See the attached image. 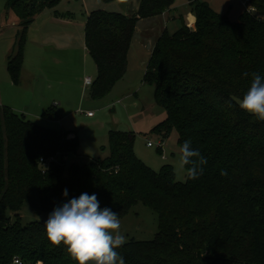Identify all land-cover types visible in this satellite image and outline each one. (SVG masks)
Wrapping results in <instances>:
<instances>
[{
    "label": "trees",
    "instance_id": "16d2710c",
    "mask_svg": "<svg viewBox=\"0 0 264 264\" xmlns=\"http://www.w3.org/2000/svg\"><path fill=\"white\" fill-rule=\"evenodd\" d=\"M64 1L9 0V13L20 19L7 63L15 85L22 80L29 28ZM175 4L142 0L131 17L104 11L89 16L86 46L99 71L93 99L106 97L125 77L139 22L162 16ZM250 4L255 12L232 22L201 0H191L196 28L183 24L173 35L165 31L148 65L145 82L155 87L156 104L167 113L153 132L165 142L176 131L179 148L191 140L207 160L197 179L177 182L171 165L155 172L135 155L133 134L113 132L107 159L57 164L44 174L40 160L78 156L79 139L0 106V264L17 257L26 264H76L63 245L50 244L44 221L23 226L19 213L29 203L38 214H49L85 192L95 193L101 208H111L119 219L140 203L158 215L153 241L133 240L117 249L125 264H264V121L237 102L252 79L244 73L264 76V0ZM56 116L52 109L44 115ZM221 169L228 175L221 176ZM65 188L68 197L62 194Z\"/></svg>",
    "mask_w": 264,
    "mask_h": 264
},
{
    "label": "rangeland",
    "instance_id": "374dc122",
    "mask_svg": "<svg viewBox=\"0 0 264 264\" xmlns=\"http://www.w3.org/2000/svg\"><path fill=\"white\" fill-rule=\"evenodd\" d=\"M190 1L176 0L174 14L177 16V20L172 19L167 22L170 35L177 33L182 28V17H185L188 22V16L191 12ZM201 1L209 5L215 12L228 15L232 22H239L240 17L247 12V8L243 5L245 0ZM141 2L142 0H128V6L133 7L135 3H138L139 10ZM8 3L9 0H0V26L3 25V28H0V68L2 69L5 68V57L9 48L14 41L16 43L20 31L19 26H14L16 15L14 13L9 14ZM65 9H68L65 1L56 8L60 12H65ZM74 10L80 17L84 11L80 3L76 4ZM45 12L50 14L52 10ZM35 26L30 27L27 34L26 48L31 46L29 51L33 50L36 46L35 40L40 37ZM153 28L155 34L150 38L142 35V32L137 35L129 54L127 73L106 97L99 100L93 99L91 97L93 86L86 87L83 84L84 87L81 89L80 74H84L88 69L89 72L85 75L90 77L94 84L98 79L99 71L90 55L85 61L83 53H78L75 56L76 62L72 60L68 63V60H61L60 65H57V71L55 70V73L49 72L51 78L57 80L52 86L50 85L52 89H49L48 85L45 82L42 83L40 79L32 78L35 73H22L24 85L28 87V90L19 94L20 100L15 112L25 115L27 119L39 127L70 133V136L77 137L80 142L79 155L70 156L68 165L74 163L87 165L93 161L107 159L111 156L112 132L133 134L135 136L133 147L135 155L147 167L155 172H160L165 166L171 165L175 169L177 182L185 183L187 181L186 170L182 171L179 168L181 153L178 146V133L173 131L170 134L168 140L165 141L167 145L164 146L163 150L156 147L161 137L155 134L153 130L166 120L167 113L156 104L155 87L145 82L151 52L154 49L153 41L161 35L159 32L161 27L155 25ZM44 70L47 72V68ZM44 74L42 72V75ZM68 85H71L69 89L66 88ZM0 104L13 108L2 104L1 101ZM61 104L63 106H60ZM51 109L55 110L57 116L53 119L45 118L44 115ZM87 113H93L94 118H89ZM150 142L155 147H149ZM11 215L14 216V214ZM19 215L22 218L23 226L46 221L48 218L47 213L38 214L29 203L24 204ZM120 223V231L127 240L125 244L133 240L137 242L153 241L159 233L158 215L142 203L135 206L127 216L120 219Z\"/></svg>",
    "mask_w": 264,
    "mask_h": 264
},
{
    "label": "clouds",
    "instance_id": "9594fccd",
    "mask_svg": "<svg viewBox=\"0 0 264 264\" xmlns=\"http://www.w3.org/2000/svg\"><path fill=\"white\" fill-rule=\"evenodd\" d=\"M251 75V83L237 102L239 107L253 116L256 121H264V76L257 72ZM179 168L186 170L187 178L197 179L203 174L207 163L198 150L193 149L191 140L180 146ZM221 176H227L221 169ZM68 197V189L63 190ZM45 234L53 246L63 245L76 264H125V259L117 251L126 242L121 233L119 214L109 207L101 208L95 193H81L56 205L44 221Z\"/></svg>",
    "mask_w": 264,
    "mask_h": 264
},
{
    "label": "crops",
    "instance_id": "0c3cea01",
    "mask_svg": "<svg viewBox=\"0 0 264 264\" xmlns=\"http://www.w3.org/2000/svg\"><path fill=\"white\" fill-rule=\"evenodd\" d=\"M122 1L123 0L111 4H106L101 0H65V3L68 7L67 10L65 9V12H60L56 9L52 10L50 14H47L48 12H43L35 19L32 25V27L36 25V31L38 32L40 37L35 40L36 46L32 51L28 50L31 46H27L25 50V63L23 73H35V76L32 75V78L40 79L42 83L45 82L48 85L49 89H52L51 86L53 85V83H56L57 80H53L49 75V72L55 73V70L57 71V65H60L61 60H68V63L72 60L76 62L75 56L78 53H83V57L86 61L87 57L90 55V52L86 46L85 31L88 18L93 12L104 11L112 14H122L129 17L134 16L138 13V3H135L133 7H129L128 0H125V2L123 3ZM79 3L84 10L82 11L81 17L80 15H78L77 11L74 10L76 4ZM190 10L191 12L188 16V22L186 21L185 17H182V23L187 24L190 28L193 27L192 29H195L196 17L193 14L192 8ZM56 11H58L62 15L68 16L64 18L58 17L56 15ZM174 11L176 10H174L173 8L170 11H167L162 16L141 20L138 24L135 39L140 32H142V35H144L145 37L150 38L155 34V29L153 28V26L158 25L159 27H161V30L159 31L161 35H159V37L155 39V41H153V45L155 48L160 37L165 33V31H168L167 22H170V20L172 19L177 20V16L174 14ZM69 15H71V17H69ZM14 26H20V19L17 16ZM0 28H3V25H1ZM31 30L33 31V29ZM14 45L15 41L9 48V52L5 57V68H0V101L2 102V104L12 106V109L15 111L18 108L17 104L20 100L19 94L21 92L27 91L28 87L24 85L25 81L23 79L21 80L20 85L17 86L13 84L9 75L7 63L10 55L13 53ZM44 68H47V72L46 70H44ZM42 72H44L45 74L42 75ZM88 72L89 70L86 69L84 74H80L79 81L81 83V89L82 87H84L83 84L85 85V80L87 78H90L85 75ZM70 86L71 85H68V87L66 88L69 89ZM0 106L3 105L0 104ZM60 106L63 105L61 104ZM69 138H73V136H70ZM165 145H167V142Z\"/></svg>",
    "mask_w": 264,
    "mask_h": 264
},
{
    "label": "built area",
    "instance_id": "2783aa9c",
    "mask_svg": "<svg viewBox=\"0 0 264 264\" xmlns=\"http://www.w3.org/2000/svg\"><path fill=\"white\" fill-rule=\"evenodd\" d=\"M243 5L247 8V12L249 13L255 12V10L251 7L250 0H245L243 2ZM85 86L86 87L93 86V80L91 78H87L85 80ZM87 115L88 117H93V113H87ZM148 146L151 148L155 147V145L152 142H150ZM164 146H165V142L163 140H160L156 147L163 150ZM69 157H70L69 155L57 154L56 156L50 157L48 159L42 158L40 160V165L43 168V173L46 174L54 165L66 164L68 162ZM12 264H26V263L21 258L17 257L13 260Z\"/></svg>",
    "mask_w": 264,
    "mask_h": 264
}]
</instances>
